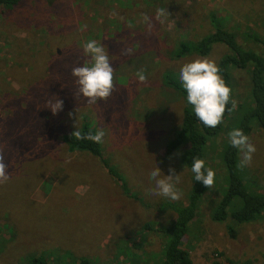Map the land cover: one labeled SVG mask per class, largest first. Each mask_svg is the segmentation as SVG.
<instances>
[{
    "label": "rangeland",
    "instance_id": "374dc122",
    "mask_svg": "<svg viewBox=\"0 0 264 264\" xmlns=\"http://www.w3.org/2000/svg\"><path fill=\"white\" fill-rule=\"evenodd\" d=\"M157 9L166 11L160 20ZM220 24L245 50L264 56V0H23L11 9L0 7V149L9 175L0 184V264H23L40 253H50L52 264H79L81 258L93 264H161L171 235L158 227L169 225L172 216H163L169 208H158V202H188L193 184L183 162L187 147L167 152L188 107L173 84L183 87V64L208 58L218 65L230 52L215 44L205 57L180 54L179 44H193ZM90 40L105 48L114 68L112 94L96 104L77 94L72 75L73 67L90 61L83 53ZM140 68L144 83L135 75ZM252 69L250 63L230 70L236 102L252 104ZM54 95L63 101L55 115L46 105ZM84 125L105 132L107 166L64 141ZM252 126L256 151L251 165L239 168L248 190L264 194V136L257 120ZM226 130L207 147L204 161L215 183L200 199L183 247L194 264H229L226 257L264 264V212L242 223L231 216L212 218L228 188L223 160L231 129ZM157 165L162 176L170 166L179 174V200L152 193L149 173ZM131 176L134 184L126 182ZM122 185L131 186L129 194ZM241 202L236 196L233 206ZM142 206L145 214L136 216Z\"/></svg>",
    "mask_w": 264,
    "mask_h": 264
},
{
    "label": "trees",
    "instance_id": "16d2710c",
    "mask_svg": "<svg viewBox=\"0 0 264 264\" xmlns=\"http://www.w3.org/2000/svg\"><path fill=\"white\" fill-rule=\"evenodd\" d=\"M23 0H0V7L11 9L17 5H20ZM215 44H223L230 49V52L225 54L218 63L220 74L223 77L227 86L231 88V99L226 107L224 118L216 128L205 127L195 116L193 106L187 101V92L183 87L174 83L173 87L179 89L184 95L185 102L188 107L185 108L183 123L181 130L179 131L175 140H173L168 147V153L178 147L185 145L186 152L184 155L183 162L191 170L192 161L194 157H199L204 160L206 156L207 147L213 137H218L222 133L227 135L226 129L240 128L243 132L249 136L253 130L252 121L257 120L262 127L264 136V56L261 54L247 51L242 45L237 42L236 34L233 31L227 30L223 25H217L215 31L202 37L201 40L193 43L179 44L180 54L189 52H196L200 56H208L210 51L213 49ZM259 54V55H258ZM180 56V55H179ZM252 63V88H251V100L252 104H247V100L237 98L232 88V77L230 70L234 67L239 69H246L247 66ZM42 76H38L40 79ZM169 83V82H168ZM172 86V85H171ZM234 100L236 107L234 110L231 109ZM229 116L235 117L231 123L226 121ZM225 121L227 126H225ZM229 127V128H228ZM89 131L95 133V130L88 125H84L81 132L88 133ZM231 132V131H230ZM64 141L69 145V149L88 151L96 157L102 159L105 163L101 144L94 143L89 140H77L75 137L66 135L63 137ZM240 152L238 149L233 147L230 142L227 143V148L224 154L225 172L228 170L229 180L228 188L225 191L223 197H221L212 214L213 220L224 221L228 216H231L236 221L249 222L256 219L258 215L264 212V194H255L248 190L245 185L240 168L238 167L240 161ZM107 166V165H106ZM205 167L208 168L205 163ZM110 170V169H109ZM111 172V170H110ZM193 173V172H192ZM193 184L191 195L186 205H176L177 210L176 219L172 224L162 227V230H166L168 235H171L170 243L166 245L164 252V260L161 264H194L191 253L189 250L183 247L184 237L187 236L188 226L197 216L198 205L202 196L206 193L207 187L203 185L201 181L194 179L193 173ZM236 196L242 198L244 202L237 207L233 206V200ZM170 206V204H168ZM152 229L151 224L146 225V230ZM229 232L232 237H236V231L233 227L229 228ZM220 255H223L220 253ZM49 255L46 253H40L38 255L30 256L25 260L23 264H52L50 263ZM227 263L238 264V262L232 261L226 257ZM79 264H93L87 258H81ZM211 264H226L223 261L212 260Z\"/></svg>",
    "mask_w": 264,
    "mask_h": 264
},
{
    "label": "clouds",
    "instance_id": "9594fccd",
    "mask_svg": "<svg viewBox=\"0 0 264 264\" xmlns=\"http://www.w3.org/2000/svg\"><path fill=\"white\" fill-rule=\"evenodd\" d=\"M165 15V9H157V20ZM147 19L148 17H145V20ZM127 51L131 54L132 50ZM83 53L90 57V61L72 68V75L76 78L75 83L78 86L77 94L82 95L88 104H96L99 100L106 101L114 89V68L111 66L108 53L95 40H90L83 45ZM135 75L138 82L147 81L144 68L137 70ZM180 80L187 92V102L193 106L196 118L208 128H216L222 123L226 107L231 99V88L226 85L216 62L208 58H197L187 62L181 67ZM231 103V109H227L229 111L236 107L234 100ZM46 105L54 115L63 109V101L56 95H54V99L48 100ZM68 115L71 117L72 113L69 112ZM71 135L77 140L86 139L102 144L105 132L100 129L95 133L89 131L85 134L76 128ZM229 142L241 154L238 167L250 166L256 151L250 137L242 129L234 128L229 133ZM168 171V175L162 176V170L158 165L150 171L149 177L155 182V187L151 191L154 195L176 201L182 196V192L176 188V184L180 182V176L174 174L175 169L171 166ZM191 171L194 173L195 180L201 181L209 189L213 188L215 172L213 169L205 167L203 159L194 157ZM8 180V164L5 163L3 150L0 149V184H4Z\"/></svg>",
    "mask_w": 264,
    "mask_h": 264
},
{
    "label": "crops",
    "instance_id": "0c3cea01",
    "mask_svg": "<svg viewBox=\"0 0 264 264\" xmlns=\"http://www.w3.org/2000/svg\"><path fill=\"white\" fill-rule=\"evenodd\" d=\"M131 170V169H130ZM134 171V170H133ZM124 173H125V171H124ZM126 174V173H125ZM139 174V173H138ZM129 181L130 182H133V184H134V176H131L130 178H128V181H126V182H128L129 183ZM192 181V180H191ZM124 183L125 182V180L124 181H120V183ZM192 183H193V181H192ZM125 184V183H124ZM141 184H142V187L141 188H146L147 186L143 183V181H141ZM122 187H123V189L125 190V192L127 193L128 192V194L130 193V189H131V186L129 185V188L128 187H126L125 185H122ZM117 188H119V186H117ZM131 195V194H130ZM131 197H133L132 195H131ZM134 199V198H133ZM139 199H141V197H139ZM188 202H185L184 204H180V205H186ZM168 204H170V206H168ZM165 205H167V207L169 208L168 210H166V211H164V212H162V214H163V216H166V217H170V216H172V219H171V221H170V224H172L174 221H175V219H176V215H177V210H176V208H175V206L176 205H178L176 202H158V208L159 207H165ZM179 206V205H178ZM145 206H142L139 210H137V209H135V215L136 216H142V215H144L145 214ZM147 215V214H146ZM130 215H129V213H127V216H126V218H128ZM147 222H148V219L146 220ZM158 229L159 230H162V227H158Z\"/></svg>",
    "mask_w": 264,
    "mask_h": 264
}]
</instances>
